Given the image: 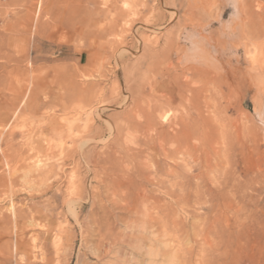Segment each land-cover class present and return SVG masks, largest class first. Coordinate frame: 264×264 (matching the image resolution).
<instances>
[{"label": "rangeland", "instance_id": "374dc122", "mask_svg": "<svg viewBox=\"0 0 264 264\" xmlns=\"http://www.w3.org/2000/svg\"><path fill=\"white\" fill-rule=\"evenodd\" d=\"M238 8L241 32L229 41L225 26L233 9L225 0H0V264H264V0H238ZM146 20L161 32L151 38L166 33L176 39L182 31L196 29L215 47L221 71L201 74L192 86L197 78L185 65L178 66L174 55L161 54L142 62L143 72L148 64L159 72L153 77L156 81L163 75L177 78L181 88L184 83L198 87L202 111L199 168H194L187 153L174 156L175 162L166 160L180 165L175 169L186 182L180 193L174 180L156 175L171 192L164 199L160 182L136 181L133 191L155 193L149 194L152 212L139 207L141 215L118 213L125 220L114 231L124 236L125 244L116 247L120 254L98 258L93 222L99 210L90 201L95 192L91 186L98 188L99 201L107 207L118 195L100 178L83 180L82 195H76L72 176L81 179L84 164L76 168L64 158L60 161L62 149L53 135V128L66 127L74 113H61L56 104L61 102V88L66 93L71 88L75 92L101 88L107 98L119 78L118 69L121 78L136 74V69L128 67L136 64L140 52L128 54L118 64L112 53L125 48L136 51V39L149 35L140 27ZM112 28L113 35H109ZM161 40L156 49L162 47ZM246 49L255 51L252 64L245 59ZM96 56L101 71L89 76L86 71ZM149 75L142 79L146 90L151 84L159 85ZM118 106L119 102L105 116L117 114ZM172 115L164 122L158 120L167 128ZM94 128L105 137L94 145L100 151L114 137L108 136L103 120ZM70 145L68 138L65 149ZM149 152L151 162L143 161L145 169L163 165L161 158ZM38 161L43 167L53 166V173L45 174L40 190L29 191L27 167ZM70 196L77 203H63ZM166 204L167 213L162 216ZM28 209L39 211V217L33 221L13 217L16 210ZM152 213L154 226L147 232H130L134 221L142 222ZM14 243L20 247L15 249Z\"/></svg>", "mask_w": 264, "mask_h": 264}, {"label": "bare ground", "instance_id": "6f19581e", "mask_svg": "<svg viewBox=\"0 0 264 264\" xmlns=\"http://www.w3.org/2000/svg\"><path fill=\"white\" fill-rule=\"evenodd\" d=\"M225 1L227 2V4L232 6L233 9V15L230 19V22L225 26V29L228 30L225 38L230 41L236 38L237 36H239L241 32V25H242L240 20L241 14L238 8V0H225ZM232 23H234V25H232ZM140 27L144 29V31L149 33V35H147L146 38L138 37L136 39L138 42L136 51L127 50L126 48L124 50L121 49L117 51L115 49L116 47L114 46L115 47L114 50L116 51L112 53V57H113L112 59L115 61V63L118 64V60L123 59L128 54L135 56L136 53L140 52L136 64L128 67L132 71L136 72L137 70L136 74H133L131 76H128L130 74H126L125 76H123L125 78H121L120 77L121 72L118 69L117 73L119 75V78H117L116 83L112 81V83L115 84L113 86V84L111 83L113 89L111 87L112 90L107 98H103V90L101 88H98L99 89L98 91L90 90V92L87 91V89L85 88L83 89L79 88L80 90H77L75 92L71 88L70 89L71 91H69L70 93H66L64 91V88H61V91L63 92L61 96V102L60 100L58 101V103L56 102L57 103L56 108L61 113H68V112L74 113V116H72L71 118H69V120L65 122L67 123L66 127H64V125L62 127H56L58 130L53 128V135H55L56 137L55 140H57L58 142L57 144H59V146L61 147V148L58 147L59 150L62 149L61 153L59 154L60 161L61 159L64 158L65 162L66 161L71 162L72 164H74L76 168L80 166L81 162H83L84 164L85 167L84 176L81 179H77L78 175L73 174L72 176V179H74V181L71 182H74L75 185L74 190L77 193L76 195L79 198L82 195L83 180L84 182L85 181L89 182L91 180H97V178H100V181L102 182H106V185L109 186L110 188H115L114 189L115 191L113 193L118 195L116 196L117 199L112 201L108 200L111 203L109 204V207H107L106 204L104 205L101 201H99V199H101L100 198L101 195L98 194L99 192L96 193V190L98 188L91 186L93 187L91 189H93V191L95 192L92 193L90 197L91 199L90 201L94 205L97 204L99 210L98 212L99 215L98 216L96 215L97 218H95L93 222V226L96 229L93 232L95 233L97 238L94 248L97 254L95 255L98 258L101 257L103 258V256L106 255L114 256L116 254H120L119 250L121 249L118 250V248L116 247L125 244V239H123L124 236L119 237L118 233L114 231L115 229L114 226L118 223L124 222L125 220V218L117 216L118 213L121 214L124 213L127 216L132 214L137 216L138 214L141 215V213H139V207L149 208L152 205H154V203L151 204L153 202V198L151 200V196L154 195L155 193L151 194V192L149 191L148 193L146 189L142 190L141 192L133 191L135 190L134 187L136 181H144V182L146 181L148 183L149 182L152 183L153 182L152 180L154 179L156 180L157 177L156 175L159 174L162 177H165V179L170 178L171 180H174L175 181L174 185L178 187L179 192L182 193L183 185L186 182L185 181L186 177L182 173L180 172L178 173L177 170L175 169L181 167L179 164L174 163L175 162L174 156L177 157L178 154L184 155V153H187L188 155H191L192 159L194 160V164H195L194 168L195 169L199 168L200 141H201V137L199 134V129H200L199 121L202 118V111L198 101L200 91L198 87H192V86H194V84H196L199 81V77L201 74H207L210 76L213 74H217L218 72L221 71L220 64L215 57V50H216L215 47L211 45L210 39L201 37L200 33H198L196 29L194 28L193 30L190 29L188 32L184 30L180 33L179 36L177 35L178 37L176 39H171L169 37L170 34L168 35L166 33L163 34L162 36H159L158 38H151L152 34L155 33L161 34V32L160 33L157 32L156 29L152 27V25L147 24V20L145 24L141 23ZM113 30L114 28H112L111 31H109V35H113ZM163 38H164L163 40L164 43L162 44V47L156 49V47H159L160 44L162 43L161 39ZM231 53H233V51ZM161 54H163L164 56L174 55L175 57H177L178 66L185 65L189 69V71L192 72V75H194L197 78L196 82L194 81L192 86H188L186 83H184L183 84L184 88H181V84L180 85L177 84L178 83L177 78L174 79H172L171 77L163 78L162 77L163 75H161L160 81H156V79H154L153 77L156 76V74H158L159 72L157 70L152 69L153 68L152 65L148 63L153 60V59L151 60V57L152 58L159 57ZM244 54H245V59L249 63L252 64L255 61V56H256L255 51L246 49ZM93 59L94 60L90 61L89 64L90 67H88V70L86 71L87 74H89V76L90 75L92 76V73H94V71H96L97 69L98 72L101 71L100 64H97L99 56H96ZM145 59H147L148 61L147 64L149 66L147 68L145 67L146 69H144L145 71L143 72L142 68L144 65L141 64L142 62L146 61ZM146 74H150L149 76L152 75L149 78H151L153 83L157 82L159 84L158 87L155 86L153 87V84H151L148 86L147 90L145 89L142 79L143 77L146 76ZM103 76H105V74H103ZM58 78L59 77H57V79ZM65 84L67 85V83ZM141 84H143V86H141ZM139 95L141 96L140 99H139ZM117 102L120 103V106L117 107L120 108L119 109L120 111H118L117 114H115L114 116L106 117L105 112L108 110H112V108H114V105ZM170 113H174V115H172V117L173 116L174 117L171 123L166 128L163 125V122L165 121V117L167 119ZM84 114H87V117L85 119H82V115ZM158 117L163 122L159 121ZM102 120L105 122V125L107 127L108 136L109 137L112 136L114 138L109 145L103 147L104 148L103 150L97 151L95 150L94 145L98 144L101 140L105 139V137L101 132V130L98 131V129L97 128L95 129L94 127L96 122H100ZM73 133L74 134L76 133V135L72 136ZM68 138L71 142L70 145L71 147L69 149H65L64 143L67 142ZM52 145L53 143L51 144L49 143L48 146H52ZM92 145L93 147L89 148ZM171 147L173 148L175 147V149L171 150L170 149ZM147 151H150L154 156L158 157L159 159L161 158L164 161L163 165L154 167L153 169L146 168L147 169L146 171L145 167L143 166L144 164L143 161L144 160L150 161L148 159ZM48 159L50 158L48 157ZM166 160H173L174 162L173 164H170L171 163L170 161V163L168 164ZM39 163L40 162L38 161L35 164L32 163L33 165L31 166L28 165L27 167L30 178L29 182H27V184L29 185V191L40 190V187L42 186L41 185L42 183L40 182L42 178L45 176V174L50 175L51 173H53V169H54L53 166H51L52 167L51 168L50 165L49 166L47 165L48 166L47 167L45 164L44 165L45 167H43ZM62 165L63 163H61V166ZM12 176L14 177V174ZM14 179L12 178V180ZM156 181L160 182L158 180ZM13 183L15 182L13 181ZM97 186L99 187V185ZM166 186H168V184ZM159 188H160L161 196H163L162 199H164V197L170 196L171 192L169 189L165 188L163 182H160ZM69 193L71 192L69 191ZM149 194H151V196ZM73 196L75 195L73 194ZM73 202L77 203L74 201L72 196H70V198H68L66 201L63 200V203H67V205ZM159 202L160 201H158L157 203L159 204ZM121 203L123 204L120 205ZM55 207L56 206L53 205L52 209L55 210ZM83 209L81 207L78 210L80 211ZM167 209L168 208L166 204L164 205V209H161L162 216L167 213ZM115 210H119V211H117L116 213L114 212ZM16 211L12 213L14 218H19L23 216L25 219H29L30 221H33L36 217H39L38 216L39 211L36 210L28 209V211L25 212L22 211L21 213ZM150 211L152 212L151 209ZM92 213L94 214V212ZM78 214L79 213L75 214L76 217H78ZM152 215L154 214L153 213L151 215L148 214L142 222L141 221L136 222L137 220L134 221L135 223L134 222L133 223L135 224L134 226L135 229H133L130 232H135V231L137 233L142 231L147 232L148 228L154 226L153 224L154 219L152 218ZM136 223H138L139 225L138 224L136 225ZM162 223H166V221ZM130 228H132V226H129L128 230H130ZM85 231L88 233V230ZM16 245L18 244H15V249L20 247ZM105 258L106 257H104V259Z\"/></svg>", "mask_w": 264, "mask_h": 264}, {"label": "snow or ice", "instance_id": "6c2138e0", "mask_svg": "<svg viewBox=\"0 0 264 264\" xmlns=\"http://www.w3.org/2000/svg\"><path fill=\"white\" fill-rule=\"evenodd\" d=\"M165 119H166V117H165Z\"/></svg>", "mask_w": 264, "mask_h": 264}]
</instances>
